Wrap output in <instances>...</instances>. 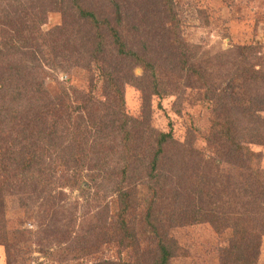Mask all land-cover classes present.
Segmentation results:
<instances>
[{"label": "rangeland", "instance_id": "obj_1", "mask_svg": "<svg viewBox=\"0 0 264 264\" xmlns=\"http://www.w3.org/2000/svg\"><path fill=\"white\" fill-rule=\"evenodd\" d=\"M56 1L58 0H0V73L9 79L12 74L9 70L11 64L18 62L26 68L28 66L27 71L32 72L33 69V76L39 75L38 83L49 98L56 100L55 97L64 96L63 105L69 106L71 112L75 111L78 102L84 101V106L77 108L75 116L94 122L109 108L108 101L111 97L105 90V79L99 66L88 62L95 30L91 22H82L73 9H62L66 12L64 16L61 10L54 7L57 5ZM167 1L169 0H83V4L98 16L109 18L115 23L117 8L114 2H118L123 18L122 24L118 25L122 37L130 46L162 67L161 93L153 94L150 99H146V94H143L144 91H150L149 84L134 87V84L144 81L146 77L143 67L135 68L134 73L138 79L126 82L123 108L125 115H121L120 119L127 121L126 129L132 133L133 141L135 135L139 134L138 130L152 128L155 131L172 132L174 139L180 143L173 148L182 149L184 158H178L170 177L179 186L178 182H181V187L193 188L202 182L205 175L225 180L242 171L241 157L233 156L229 146H212L209 143L212 109L215 99L222 91H231L230 83L234 80L230 77L236 69L240 73V70L253 68L264 72V0H170L174 7V12L170 14L172 17L168 14ZM20 18L26 19L29 25H34V20L36 24L42 23L41 33L50 34L40 43H49L45 40L50 38L51 33L58 34L55 44L57 54L54 55L51 45L48 49H42L41 52L37 50L36 55H31L28 46L22 45L23 38L16 39L13 36L10 20L18 19V22ZM175 21L179 24L178 38L187 49L185 54L189 56L190 63L201 71L202 76L184 73L180 68L181 56L175 63V58L171 55V60L166 59V55L173 52L176 45L171 46L162 39L167 29H172ZM66 42H70L68 55H58V47L61 50ZM180 51L181 48L177 47L176 52ZM107 57H111V54ZM120 62L124 66L122 69L129 65V71L131 63L124 60ZM259 85V89L264 92V82ZM0 90L3 96L12 92L6 84L4 87L0 86ZM32 95L35 99L33 91ZM226 102L235 101L226 99ZM36 105L32 104V107L36 108ZM25 107L23 105L20 108ZM252 107L249 117H245L241 124L247 125L248 118L254 126L255 115L259 117L257 123L264 125V111ZM130 117L132 121H129ZM42 123L47 125L51 120L44 119ZM117 128L112 132L107 130L109 141L104 146L102 143L99 145L101 157L105 152H111L116 144L125 148V129ZM67 131L73 139L78 134L82 133L79 137L86 134L80 130ZM48 140L50 139L45 135L34 141L39 152L45 151L51 157H48L50 160L46 158V162L35 170L34 177L54 181L50 185L51 189H48L49 200L19 190L18 181L5 186V208L4 213L0 214V264H8V260L11 264H96L125 258L126 252L120 254L116 242L103 243L101 249L81 258L61 260L54 255L60 250V239L63 240L65 236H51V231L66 224L72 229L85 230L92 221L97 224L105 220L117 223L119 201L117 195L106 188L104 179L95 184L90 180L95 175L92 171L81 174L77 186L65 185L60 177L66 174L67 168L60 161H52V158L58 157L59 151H54L52 142ZM243 144L246 149L254 152L250 162L252 167L264 169V142L243 141ZM86 148L89 152L85 153L90 155L91 152L95 157L94 150L88 145ZM143 150L147 153L149 148ZM67 173L72 174L73 171ZM147 180L144 177V182L138 184L139 201L131 208L129 216L143 249H150L153 244V237L145 223L150 199L147 198L151 195L148 194ZM170 183L172 184L171 181ZM173 185L168 186L171 188ZM180 193L183 206L196 207V203L193 204L195 198H192V204H188L190 194ZM196 193L193 190L191 196ZM170 202L166 197L165 204ZM52 211L59 213L60 222L53 221ZM156 213L159 215L155 219L157 223L169 216L163 204H160ZM56 223L58 224L55 225ZM167 224L171 227L169 229L167 226L168 234L180 244V253L172 264H222L224 248L237 241L231 229L219 233L211 221L190 220L185 224L184 221L175 220ZM101 236L103 235L100 233L92 237L91 241H98ZM257 264H264V235L260 238Z\"/></svg>", "mask_w": 264, "mask_h": 264}, {"label": "trees", "instance_id": "obj_2", "mask_svg": "<svg viewBox=\"0 0 264 264\" xmlns=\"http://www.w3.org/2000/svg\"><path fill=\"white\" fill-rule=\"evenodd\" d=\"M56 3L54 7L61 10L64 16L65 8L73 9L82 22H91L95 31L92 36V46L89 48L88 62L99 66L100 73L105 79V90L111 96L108 101L110 109L106 108L103 115H100L94 122L86 120L83 117L80 118L81 116H75L77 108L84 106V101L78 102L77 105L73 103L76 109L71 112L69 106L63 105L64 96L55 97L56 100L49 98L50 96L42 90L38 83L39 75L33 76L31 74L33 69L32 72L27 71L28 66L26 68L18 62L11 64L9 70L12 74L9 79L0 73V86L4 87L6 84L12 90L4 96L1 95L0 90V100H2L0 102V186L4 187H0V214L4 213L5 208V186L15 181L19 182V190L49 200L47 196L50 191L48 192V189H51L50 185L54 184V181L34 177L35 170L51 158L45 151L39 152L34 144L39 137L43 138L46 135L50 139L48 142H52V149L59 151L58 157L52 158V161L55 163L60 161L67 168L66 174L60 177L65 185L77 186L81 174L92 171L95 175L91 176L90 180L95 184L98 180L104 179L106 188L111 193H115L119 201L117 223H108V220H105L97 224L92 221L85 230L82 228L77 230L74 227L72 229L69 224H66V226L59 227L58 231H51V236L55 235L57 238L60 234L65 236L59 241L60 250L54 253L55 256H59V259L88 256L95 250L101 249L103 243L116 242L120 248V254L125 251L126 257L117 261L106 260L96 264H172L173 259L180 253V244L168 234L167 226L169 229L171 227L167 223L178 220L187 224L190 220H200L211 221L219 233L227 229L233 231L237 241L224 248L222 264H257L260 254V238L264 235V169L252 167L250 162L254 152L246 149L243 141L264 142V125L257 123L259 117L254 113L256 122L254 126L248 118L247 125H242L241 121L249 117L250 108L253 105L259 111H264V92L259 89V84L264 82V72L253 68L240 70L242 72L240 73L239 69H236L230 77L234 80L230 83L232 84L229 87L231 91H222L215 99L212 109V131L209 143L212 146L225 144L230 147V153L233 156L241 157L243 168L240 174L230 176L225 180L205 175L201 179L202 182L200 181V184L193 187L196 190L181 187L183 186L181 182H178L179 186L170 177L172 168L179 161L178 158H184L182 149L173 148L180 143L174 139L172 132L165 133L152 128L138 130L139 134L135 135L133 141L132 133L126 129L127 121L120 119L121 115H125L123 112L125 85L126 82L137 78L134 73L135 68L143 67L146 73L144 81L134 84V87H142L144 83L150 85V91L143 93L146 94V99H150L153 94L160 95L163 75L160 65L149 60L122 37L118 26L123 22L121 5L114 2L117 8V19L114 23L109 18L100 17L95 11L89 10L83 4V0H58ZM166 6L169 16L172 17L170 15L174 12L172 2L167 1ZM17 20H10L13 36L16 39L23 38L22 45L28 46L31 55H36L37 50L41 52L42 49H48L51 45L54 55L57 54L55 44L58 34L53 32L50 38L45 40L49 43H40L50 34L41 33L42 23L36 24L34 20V25H29L26 19L20 18L18 22ZM173 24L172 29H167L162 40L165 43L169 42L171 46L176 45V48L180 47L182 51L177 53L175 48L173 52L166 55V59L171 60L173 56L175 63L181 56L180 68L184 73L202 76L201 71L190 63L189 56L185 54L187 49L178 38V21ZM68 43L70 42L64 43L61 50L58 47V55H68ZM109 54L111 57H107ZM120 60L131 63L129 71L127 64H125L127 67L122 69L124 66L122 67ZM32 91L36 95L35 99ZM226 99H232L235 102L227 103ZM32 104H35L36 108H33ZM23 105L26 107L21 109ZM44 119H50L51 123L43 124ZM132 120L130 117L129 121ZM117 127L125 129V148L116 144L111 152H105L101 157L99 145L102 143L104 146L109 141L110 135L107 130L112 132L117 130ZM67 130L71 132L80 130L86 134L81 137L79 136L82 133L78 134L73 139ZM87 145L94 150L95 157L91 152L90 155L85 153L88 151ZM143 148H149V151L146 153ZM68 171H73V173L69 174ZM144 177L148 178V194L151 193L147 198L150 199L145 215V223L153 237L150 249H143L135 228L129 220L131 208H134L139 201L138 184L141 181L144 182ZM168 185L173 186L169 188ZM193 190L198 194L191 196ZM180 192L190 194L188 204H192V198H195L193 204L196 203V207L183 206ZM169 195L171 197H168ZM166 197L171 201L167 205L165 204ZM160 204H163L169 216L157 223L155 219L159 218V215L156 210ZM58 217L59 213L52 211L53 221L60 222ZM87 219L88 217L85 221ZM99 232L103 235L101 239L92 242L91 238L99 235ZM8 264H11L9 260Z\"/></svg>", "mask_w": 264, "mask_h": 264}]
</instances>
